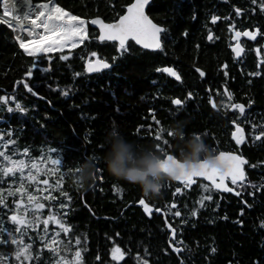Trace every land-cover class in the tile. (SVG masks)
Masks as SVG:
<instances>
[{
    "label": "trees",
    "instance_id": "1",
    "mask_svg": "<svg viewBox=\"0 0 264 264\" xmlns=\"http://www.w3.org/2000/svg\"><path fill=\"white\" fill-rule=\"evenodd\" d=\"M31 1L34 4L47 2ZM128 1L53 0L67 12L88 21L90 36L98 33L91 27L92 18L101 16L109 22L115 20ZM161 4L166 13L171 10L169 0L161 1ZM14 36L11 28L0 23V96H15V101H19L28 111L25 114L18 111L9 113L0 103V121L4 126L0 136H3V141H15L7 149L0 143V151L11 155L16 150L13 159H24L29 164L35 162L41 169L39 172L31 169L32 174L37 176L36 181L29 183L25 180L26 190L46 205L41 210V219L47 217L49 210L57 213V218H61V213H67L63 216V220L71 225V232L67 236L59 225L52 222L48 225L49 239L56 232L60 233L58 241L63 240L67 244L69 238L72 239L71 251L67 254L62 252L61 255L72 261L76 248L83 245L82 234H86L87 251L81 253L83 264H137L138 257L147 259L148 264H180L181 259L184 264H264V146L258 147L252 154L250 165H255L252 169L256 172L242 185L240 195L222 198L213 209H208L205 203L203 207L200 206L203 197L200 186L192 192L174 196L175 188L180 187L174 181L165 182L160 196L145 198L139 186L108 173L104 161L108 150L105 138L115 131L138 147L151 146L157 151L154 140L144 138L136 131L145 110L141 95L149 79L154 76V59L137 51L121 57L116 43L108 42L105 45L92 41L86 42V51H82L85 45H80L75 49L44 54L46 62L41 63V67H48L49 71L40 73L38 69H33V76L27 77L25 73L40 57L25 53ZM93 51L113 67L98 74L87 73L85 62L96 58L90 56ZM193 51H187V59L193 58ZM69 52L71 55L67 61L58 59ZM204 53L201 58H209L206 69L212 74L217 52L211 49ZM80 56H85V59ZM47 57L51 59L47 60ZM113 57H117L114 63ZM187 70L195 75L191 68ZM75 73L80 75L76 76ZM17 81L20 83L17 84ZM25 82L38 95L28 92L23 86ZM62 90H68L69 95L62 96ZM15 101L10 100L9 105L14 107ZM209 111L207 105H202L194 114L179 118L177 125L180 130L174 132L176 150L183 149L184 140L192 134H201L208 125ZM9 132L12 133L11 137L8 136ZM25 148L28 149L27 154L23 152ZM51 149L58 150L62 155L63 167L51 163L49 156L56 158V153ZM84 155L97 157L100 171L95 169V180L82 187L72 182V176L78 173L75 169L85 163ZM57 168L59 171H56ZM28 170L25 169V176ZM256 173L260 174L258 179H255L258 177ZM44 179L50 185L60 181L59 188L53 190L43 185L40 182ZM253 184L257 188H253ZM18 186L15 184L12 188ZM3 187H9L8 178H5ZM62 191L68 193L70 201L61 195ZM5 196L11 205L13 197L6 193ZM44 196H49V200H44ZM141 198L150 201L167 215L168 223L176 229L174 240L163 216L155 215L150 219L138 209L137 202ZM24 200L26 203V196ZM60 203L67 204L68 208L60 209ZM173 204L175 207H172ZM193 209L197 212L195 216L191 215ZM241 209L243 215H240ZM176 211L180 212V216L174 215ZM8 214L0 209V220H3L5 227L11 228ZM237 220L243 223H236ZM36 231L43 232L42 223ZM29 235L36 241L34 248H41L35 231ZM75 236H80L81 246L75 245ZM170 238L173 246L182 247L176 244V241L182 240L191 251L185 249L178 255L169 245ZM25 240L28 242L27 238ZM117 246L125 256L122 260L114 261L111 258L112 249ZM212 247L216 248L215 253H211ZM11 251V246H0V252ZM98 254L99 261L96 259ZM53 260L54 257L44 249L39 264H53Z\"/></svg>",
    "mask_w": 264,
    "mask_h": 264
},
{
    "label": "snow or ice",
    "instance_id": "2",
    "mask_svg": "<svg viewBox=\"0 0 264 264\" xmlns=\"http://www.w3.org/2000/svg\"><path fill=\"white\" fill-rule=\"evenodd\" d=\"M252 5L258 6L261 12H264V0H250ZM150 0H133L132 3L124 6L126 11L123 14H118V18L113 22H106L101 17H95L91 19L92 25L98 26V33L95 36H90L87 28V23L85 19H82L80 16L72 15L70 12H67L62 8L58 3H53V0H47V2H39L35 4L25 5L27 11L23 16L19 14H13L9 6V0H0V10L3 12V17H9L10 19H2V23L11 28L14 32H20L25 34L27 38H22L21 35L14 36V39L18 43L19 47L32 57H40V60L34 62L32 68L29 69L25 75L27 77L33 76V69H38L40 73H47L49 71L48 67H41V63L46 62L44 60V54L52 53L57 50H63L66 47L75 49L80 45H85L86 51V42L91 43L92 41L100 42L107 45L108 42H116L117 52L119 56H123L129 51L131 45L129 41H134L137 45H142L145 49H162V36L166 34V30L159 24H156L149 18L146 7L149 5ZM235 13L237 16L242 14V9L235 8ZM212 21L215 22L220 19L218 16H212ZM232 25H230V28ZM264 36V33L260 32L259 28H256L254 31L244 30L235 31V37L239 38L240 36H245L251 40H256L257 35ZM187 35V33H184ZM212 35L209 33L207 39L212 40ZM198 47V46H197ZM244 51L242 47L237 44L233 47V52L237 57L241 55ZM259 54V49H257ZM68 55H61L58 57L61 61H67L69 59ZM91 57H96L93 61L87 59L85 62V70L87 73H100L103 70H109L113 67V64L107 62L106 59L100 58L98 54L93 51L90 53ZM81 59H85V56H80ZM51 57H47V60H50ZM113 63L117 57H113ZM222 68L226 69L227 65H222ZM259 68L260 65L258 64ZM157 71H164L170 76L175 77L177 81H180L182 78L177 71L171 67H165L163 69H157ZM195 71L200 75L201 78L205 76L204 71L199 68H196ZM76 76H79L80 73H75ZM224 75L227 76V71L224 72ZM249 75L259 76L260 72L250 73ZM250 82V81H249ZM20 82L17 81V84ZM24 88L33 95H38V93L33 91V87H30L27 82L24 83ZM225 94L232 99V94L228 92L225 88ZM61 95L67 97L69 95L68 90H62ZM192 93H188V97H191ZM15 101V96H0V103H2L6 110L9 113L18 111L21 114H25L28 109L22 106L19 101H15L14 107L9 105V101ZM173 105L182 106L184 101L179 98H174L171 100ZM253 103L252 100L248 101L249 106ZM222 106L230 107L236 109L240 114L245 113V105L241 103H230V105H224L221 101ZM213 108H216V104H212ZM159 123V121H157ZM235 123V121H233ZM253 128H256V125H253ZM169 136L173 133L168 132ZM12 133L9 132L8 136L11 137ZM232 137L235 140L237 145H240L244 141L243 129L236 125V131L232 132ZM261 137H264V130L260 131L258 135L254 136V140H260ZM159 139V136L156 137ZM0 143H2L3 148L7 149L8 145H14L15 141L8 139L3 141V136H0ZM167 144V141H164ZM158 151H163L160 149L159 144L157 145ZM53 153H56V158L53 159L49 156L51 163L63 167L62 155L56 149L50 150ZM24 154L28 153V149L23 150ZM17 154L16 150H13L11 155L5 153V151H0V209L6 210L7 220L11 224V228L5 227L3 220H0V246H11L12 251L9 253L0 252V264H39L41 255L44 249H47L52 257H54L53 264H83L82 251H87V236H84V241H82L80 236L74 237L75 245L81 246L77 247L72 261H69L65 258V255L71 251L72 239L69 238L67 244L63 240L58 241L60 235L59 232H56L50 239L48 238V225L49 222H52L56 225H59L60 230L67 236L71 232V225L67 224L63 220V216H66L65 213H61V218H57V213H53L49 210V213L46 218L41 219L42 212L41 210L45 209V203L39 201L38 197L33 195L31 192H28L25 188V180L27 182H32L37 180V176L32 174L31 169H37V172L41 171L37 167L35 162L31 164L27 163L24 159H13L12 157ZM218 157L223 160L225 164L224 170L218 168L210 167L206 162L201 161L198 167H193L191 171H184L183 166H181V173L177 176L175 181L183 182L185 188H190L192 185L197 183L196 178H204L207 181L211 182L212 188L217 190H223L225 192H233L234 189L230 188L226 183V180H230L232 185H237L238 181H243L245 179V168L244 166L248 164V161L243 155H237L231 152L221 151L218 154ZM165 161H177L173 155L164 154ZM83 160L86 162H92L94 168L97 172L100 171V168L97 166V157L95 156H83ZM255 167V165H252ZM25 169H29L27 176H25ZM59 171V168L56 169ZM71 171V169H69ZM76 172L80 171V167L75 169ZM63 175L61 178H63ZM5 178H8L9 187L5 189L3 184ZM102 180L103 177L101 176ZM43 185L52 188L53 190L59 188L60 181H57L55 185H50L47 179L41 181ZM19 184L15 189L12 188V185ZM206 192H209V195L202 197L200 206H204V200H212V195L210 194L212 188L208 184L200 185ZM242 187V185H241ZM253 188H257L256 185H252ZM114 190L116 186L113 185ZM46 190V189H44ZM102 191V189H101ZM182 189L176 187L173 195L181 193ZM5 193L7 196L13 197L11 205L6 199ZM20 194L17 197V194ZM237 196L240 195L239 191L235 193ZM61 195L66 197L69 201L71 197L67 192H61ZM26 196L27 201L25 203L24 197ZM51 196V193H49ZM49 196H44V200H49ZM55 200V197H51ZM139 205L143 206V209L146 213L150 214V207L146 203L145 199L141 198L137 202ZM175 207V204L172 205ZM251 207V205H248ZM60 209L68 208V205L65 203L59 204ZM49 209L51 206L49 205ZM157 212L160 211L159 208L156 209ZM197 214L196 210L193 209L191 212L192 216ZM175 216H180V212L176 211ZM240 215H243V209H241ZM227 219V217H224ZM43 224V232L36 231L40 224ZM236 223L242 224L243 222L237 220ZM171 228V225H168ZM35 231L36 238L41 243V248H34L35 240L29 235L30 232ZM6 234V235H5ZM176 235V229H172V238ZM27 238V241L25 240ZM172 238L169 239L170 246L172 245ZM176 244L182 245V247L173 246V250L178 255L185 249L191 251L188 248V245L184 244L182 240L176 241ZM211 253L216 252V248L212 247L210 249ZM148 254L147 248H145V255ZM125 256V253L117 246L112 249V260L119 261L122 260ZM96 259L99 261V254L96 256ZM137 264H148L147 259L138 257ZM180 264H184L183 259H181Z\"/></svg>",
    "mask_w": 264,
    "mask_h": 264
},
{
    "label": "flooded vegetation",
    "instance_id": "3",
    "mask_svg": "<svg viewBox=\"0 0 264 264\" xmlns=\"http://www.w3.org/2000/svg\"><path fill=\"white\" fill-rule=\"evenodd\" d=\"M161 1L164 0H150L146 12L154 23L166 30V34L162 36V49H145L134 41H129L131 47L124 54L128 56L133 51H137L145 57L154 59V76L149 79L148 86L141 95L145 110L141 114V121L136 131L144 138L154 140L156 149L159 144L163 151L157 150V152L163 158L167 153L178 159L183 149L176 150L175 147L174 132L180 130L177 121L181 116L194 114L202 105H207L210 109L207 117L208 125L201 134L191 136L201 138L217 155L224 151L243 155L247 159L245 181L232 185L230 180H227L230 188L240 192L241 185L254 176L253 172H256L250 165L252 154L258 147L264 146V137L254 140V136L264 130V36L258 34L256 40L245 36L234 37L235 31H254L256 28L264 33V12H261L258 6L252 5L250 0H169L171 10L166 13L162 10ZM132 2L133 0H130L126 5ZM235 8L242 9L240 16L236 15ZM125 11L126 8L123 7L121 14ZM214 15L220 19L213 22L211 18ZM209 33L213 37L212 40L207 39ZM189 40L190 43L187 42ZM237 44L244 49L239 57L233 52V47ZM211 49L217 52V58L212 65L215 71L212 74L206 69L209 58H201L204 57L205 51ZM191 50H194L193 58L187 59V51ZM225 64L226 69L221 67ZM165 67L173 68L182 79L177 81L168 73L157 71L158 68ZM187 68H191L195 75ZM196 68L204 71L203 78L195 71ZM225 71L228 73L227 76L224 75ZM257 71L260 72L259 76L249 75ZM225 88L232 94L231 100L225 94ZM189 92L192 93L191 97H188ZM174 98L181 99L184 104L173 105L171 100ZM249 100L253 101L250 106ZM221 101L224 105L244 104L245 113L240 114L236 109L224 107ZM213 103L216 104V108H213ZM237 124L243 129L244 135V141L240 145H237L232 137ZM253 125H256L255 129ZM168 132L173 134L169 136ZM157 136L159 139L156 138ZM164 141H167V144ZM256 174L258 177L255 179H258L260 174ZM202 184H208L212 188L207 180H198L192 188L179 185L182 189L181 193H184L192 192ZM200 190L203 197L209 195V192L201 186ZM210 194L212 200H204L208 209L217 207L226 196H237L235 193L221 192L214 188ZM146 202L153 208L150 217L146 215L142 206H137L138 209L150 219L155 215L163 216L168 227L167 215L161 209L157 212V207L150 201ZM172 229L173 226L169 228L171 235ZM170 247L173 249V244Z\"/></svg>",
    "mask_w": 264,
    "mask_h": 264
},
{
    "label": "clouds",
    "instance_id": "4",
    "mask_svg": "<svg viewBox=\"0 0 264 264\" xmlns=\"http://www.w3.org/2000/svg\"><path fill=\"white\" fill-rule=\"evenodd\" d=\"M180 135L179 132L176 133ZM108 150L104 161L108 173L117 178L139 186L145 198L161 195L165 182L175 181L184 171L198 167L201 161L210 167L224 170L225 164L218 155L199 137L191 136L184 140L180 158L165 161L161 154L151 146L138 147L124 136L112 131L105 138ZM94 165L86 162L80 171L73 174L72 182L78 186H87L95 180Z\"/></svg>",
    "mask_w": 264,
    "mask_h": 264
},
{
    "label": "bare ground",
    "instance_id": "5",
    "mask_svg": "<svg viewBox=\"0 0 264 264\" xmlns=\"http://www.w3.org/2000/svg\"><path fill=\"white\" fill-rule=\"evenodd\" d=\"M10 1V0H9ZM11 2V3H10ZM9 2V6H10V9L12 10V7L13 8H15L16 7V10H21L22 12H21V16H23L24 14H25V12H26V7H25V5H27V4H31L28 0H11ZM12 12H13V10H12ZM0 18L1 19H10L9 17H3V14H1L0 13ZM16 34L17 35H21L22 36V38H27L26 36H25V34H22V33H20V32H16Z\"/></svg>",
    "mask_w": 264,
    "mask_h": 264
},
{
    "label": "water",
    "instance_id": "6",
    "mask_svg": "<svg viewBox=\"0 0 264 264\" xmlns=\"http://www.w3.org/2000/svg\"><path fill=\"white\" fill-rule=\"evenodd\" d=\"M97 17V16H96ZM98 17H101V16H98ZM95 18V17H94ZM102 19H104L103 17H101ZM105 20V19H104ZM106 21V20H105ZM106 22H109V21H106ZM113 22V21H112ZM90 24H91V22H90ZM91 27L92 28H94V29H96L97 31L99 30L98 29V26L97 25H92L91 24ZM14 35L16 36V34L14 33ZM139 46H142V45H139ZM96 59V58H95ZM95 59H93V61L95 60ZM108 62V61H107ZM109 63V62H108ZM103 71H105V70H103ZM102 71V72H103ZM101 73V72H100ZM90 74H98V73H90ZM174 158H176V157H174ZM177 159V158H176ZM247 160V159H246ZM244 168H245V166H244ZM245 179H246V171H245ZM245 179L243 180V181H238V183H243L244 181H245ZM196 180H197V182H198V180H206V179H204V178H196ZM174 182H176V183H179V184H183V182H178V181H174ZM208 182H210V181H208ZM211 183V182H210ZM226 183H227V180H226ZM197 184V183H196ZM196 184H194V185H192L190 188H192L193 186H195ZM229 186V185H228ZM219 191H221V192H225V191H223V190H219ZM232 193H236L235 191H233ZM146 203H148V202H146ZM148 205H149V207H150V214L149 213H146V215L148 216V217H150L151 216V212H152V210H153V208H152V206L148 203ZM137 206H141V205H139L138 203H137ZM143 207V206H142ZM166 219H167V217H166ZM168 225H170L169 223H168Z\"/></svg>",
    "mask_w": 264,
    "mask_h": 264
},
{
    "label": "rangeland",
    "instance_id": "7",
    "mask_svg": "<svg viewBox=\"0 0 264 264\" xmlns=\"http://www.w3.org/2000/svg\"><path fill=\"white\" fill-rule=\"evenodd\" d=\"M54 3V2H53ZM34 4V3H33ZM0 7H2V6H0ZM0 13L1 14H3V12H2V10H0ZM0 20H2L1 18H0ZM88 26V25H87ZM16 34V33H15ZM17 35V34H16ZM70 49H72V48H70V47H66V48H64L63 50H57V51H64V50H70ZM57 51H54V52H57ZM4 130V126H3V123L0 121V133L2 132Z\"/></svg>",
    "mask_w": 264,
    "mask_h": 264
},
{
    "label": "built area",
    "instance_id": "8",
    "mask_svg": "<svg viewBox=\"0 0 264 264\" xmlns=\"http://www.w3.org/2000/svg\"><path fill=\"white\" fill-rule=\"evenodd\" d=\"M10 1H11V0H10ZM10 1H9V2H10ZM28 1H29L31 4H33V2H32L31 0H28ZM10 3H11V2H10ZM12 10H13V14H14V15H15V14H19V15H20L21 12H22L21 10H20V11H19V10H16V7H15V8L12 7ZM26 11H27V9H26ZM0 23L3 24V23H2V20H0ZM14 33H16V32H14Z\"/></svg>",
    "mask_w": 264,
    "mask_h": 264
}]
</instances>
